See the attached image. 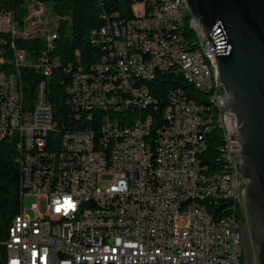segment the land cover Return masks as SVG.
Listing matches in <instances>:
<instances>
[{"label": "built area", "instance_id": "1", "mask_svg": "<svg viewBox=\"0 0 264 264\" xmlns=\"http://www.w3.org/2000/svg\"><path fill=\"white\" fill-rule=\"evenodd\" d=\"M2 26L12 39L27 38L12 13H3ZM189 29L199 30L205 54L186 38ZM91 36L102 51L96 62L65 68L67 104L84 125L64 133L47 95L61 65L57 30L42 37L37 57L13 40L7 61L0 46V142L14 140L23 198L44 201L35 219L22 205L0 242V264H240L246 183L233 158L238 126L224 110L200 22L178 13L175 0H133L131 18L108 20ZM29 68L44 78L32 99ZM169 76L200 94L172 89L161 100L157 79Z\"/></svg>", "mask_w": 264, "mask_h": 264}, {"label": "water", "instance_id": "2", "mask_svg": "<svg viewBox=\"0 0 264 264\" xmlns=\"http://www.w3.org/2000/svg\"><path fill=\"white\" fill-rule=\"evenodd\" d=\"M203 27L219 69L226 111L237 120L233 157L245 181V264H264V0H185Z\"/></svg>", "mask_w": 264, "mask_h": 264}, {"label": "trees", "instance_id": "3", "mask_svg": "<svg viewBox=\"0 0 264 264\" xmlns=\"http://www.w3.org/2000/svg\"><path fill=\"white\" fill-rule=\"evenodd\" d=\"M38 1L59 17L57 29L59 37L55 43L53 57H58L61 65L54 70L52 77L47 82V95L54 109L56 120L62 128L60 132L64 133L68 129H78L84 125L83 122L77 121V112L67 104L66 87L70 81L71 73L65 72V68L71 66L72 71H76L78 67H89L95 63L102 51L92 44V33L99 31L107 24L108 20L131 18L133 0ZM29 3L30 0H0V39H5L6 42L0 46L4 50L3 57L7 61L13 58V51L10 48L13 40L19 49L27 51L31 57L39 56L40 51L45 48V42L41 36L12 39L10 34L4 32L3 13H12L14 21L18 23V26L23 27L28 15ZM185 36L190 40L191 45L197 43V35L191 29H189V33L186 32ZM43 79L42 74L36 73L35 70L30 68L25 70L24 88L28 98L34 97L35 90ZM157 82L160 83L157 86L161 87L159 98L163 101L166 100L168 91L172 89H182L192 96L196 93V90L179 76L163 77V80L159 78ZM198 93L200 94V92L196 94ZM196 103H202L204 107H209V100H196ZM216 136L212 138L210 149L218 138ZM17 156L14 140L3 139L0 142V242L6 237L11 221L20 213L22 207V172L17 163Z\"/></svg>", "mask_w": 264, "mask_h": 264}, {"label": "rangeland", "instance_id": "4", "mask_svg": "<svg viewBox=\"0 0 264 264\" xmlns=\"http://www.w3.org/2000/svg\"><path fill=\"white\" fill-rule=\"evenodd\" d=\"M29 15L27 23L23 27L17 26L16 31L19 34L27 35V38H33L36 36H48L54 33L59 27V17L55 16L50 8L40 7L35 0H31L29 5ZM242 198H244V192H242ZM24 209L27 211L28 217L35 219L37 213L33 210L34 207L42 209L44 207V201L38 196H25L22 201ZM239 223L244 227L247 223L245 211L239 213ZM181 225H186L185 220L179 222ZM242 264L244 262V255L241 259Z\"/></svg>", "mask_w": 264, "mask_h": 264}, {"label": "bare ground", "instance_id": "5", "mask_svg": "<svg viewBox=\"0 0 264 264\" xmlns=\"http://www.w3.org/2000/svg\"><path fill=\"white\" fill-rule=\"evenodd\" d=\"M175 5H176L178 13L188 14V9H187L185 0H175ZM191 30L194 31L197 35V43H195L194 45H197L198 54H205V45H200L199 30L198 29H191ZM207 67L215 68V58L214 57H207ZM196 107H204V105L202 103H196ZM232 239H240V230H232ZM236 253L238 254L240 264H242V261H241L243 257L242 244H236Z\"/></svg>", "mask_w": 264, "mask_h": 264}, {"label": "flooded vegetation", "instance_id": "6", "mask_svg": "<svg viewBox=\"0 0 264 264\" xmlns=\"http://www.w3.org/2000/svg\"><path fill=\"white\" fill-rule=\"evenodd\" d=\"M247 225H248V224L246 223V225H245V226H246V228H247ZM245 226L242 228V230H244V229H245Z\"/></svg>", "mask_w": 264, "mask_h": 264}]
</instances>
